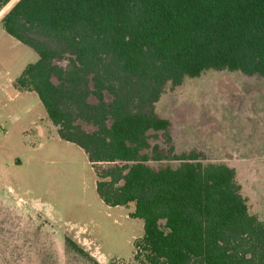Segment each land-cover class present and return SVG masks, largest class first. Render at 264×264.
<instances>
[{
	"label": "trees",
	"instance_id": "16d2710c",
	"mask_svg": "<svg viewBox=\"0 0 264 264\" xmlns=\"http://www.w3.org/2000/svg\"><path fill=\"white\" fill-rule=\"evenodd\" d=\"M7 5L4 32L38 56L15 86L83 150L100 200L134 205V264H264V221L248 212L234 169L150 144L151 133L170 141L155 113L167 84L207 70L264 78V0H0V11ZM162 161L178 165H149Z\"/></svg>",
	"mask_w": 264,
	"mask_h": 264
},
{
	"label": "rangeland",
	"instance_id": "374dc122",
	"mask_svg": "<svg viewBox=\"0 0 264 264\" xmlns=\"http://www.w3.org/2000/svg\"><path fill=\"white\" fill-rule=\"evenodd\" d=\"M37 59L0 22V264H134L143 234L142 221L131 217L134 205L106 206L95 190L96 169L82 149L59 139L37 96L10 97L4 89ZM155 113L169 122L170 141L151 133L152 146L233 168L248 212L264 221V78L207 70L167 84Z\"/></svg>",
	"mask_w": 264,
	"mask_h": 264
},
{
	"label": "crops",
	"instance_id": "0c3cea01",
	"mask_svg": "<svg viewBox=\"0 0 264 264\" xmlns=\"http://www.w3.org/2000/svg\"><path fill=\"white\" fill-rule=\"evenodd\" d=\"M23 71V70H22ZM17 79V78H16ZM15 79V80H16ZM15 80H14V82H13V84H11L10 86L11 87H13L14 88V95L13 96H15V95H17L19 92H28V91H23V90H20L19 88H17L16 86H15ZM9 87V86H8ZM7 88V87H6ZM6 88H4V89H6ZM28 93H33V92H28ZM35 94V93H34ZM9 95V94H8ZM36 95V94H35ZM10 96V95H9ZM13 96H10V97H13ZM38 98V97H37ZM39 103H40V101H39ZM41 104V103H40ZM45 112V111H44ZM45 116H46V114H45ZM46 119H47V117H46ZM47 121L49 122V124H50V126L52 127V128H54L55 130H56V128L52 125V123L47 119ZM56 133H57V131H56ZM58 136V135H57Z\"/></svg>",
	"mask_w": 264,
	"mask_h": 264
},
{
	"label": "water",
	"instance_id": "95a60500",
	"mask_svg": "<svg viewBox=\"0 0 264 264\" xmlns=\"http://www.w3.org/2000/svg\"><path fill=\"white\" fill-rule=\"evenodd\" d=\"M5 91L10 95L13 96L14 95V88L9 86L5 89Z\"/></svg>",
	"mask_w": 264,
	"mask_h": 264
}]
</instances>
